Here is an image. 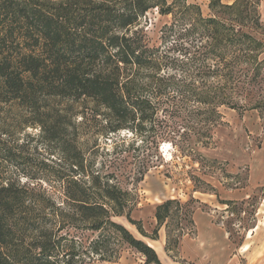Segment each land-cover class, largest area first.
<instances>
[{"label":"trees","instance_id":"obj_1","mask_svg":"<svg viewBox=\"0 0 264 264\" xmlns=\"http://www.w3.org/2000/svg\"><path fill=\"white\" fill-rule=\"evenodd\" d=\"M260 1L207 0L203 14L188 0H0V109L22 110L20 129L38 127L68 163L48 169L52 181L30 177L18 166L32 163L28 145L0 117V264H100L116 261L123 245L143 264H163L115 216L151 240L163 227L174 258L194 231V197L155 204L148 232L131 216V191L91 170L77 128L129 130L147 148L169 140L181 154L203 156L223 109L264 106ZM152 8L169 16L154 39Z\"/></svg>","mask_w":264,"mask_h":264},{"label":"rangeland","instance_id":"obj_2","mask_svg":"<svg viewBox=\"0 0 264 264\" xmlns=\"http://www.w3.org/2000/svg\"><path fill=\"white\" fill-rule=\"evenodd\" d=\"M188 1L199 3L203 14L209 12L207 0ZM221 1L231 3L234 0ZM259 12L264 23V0L260 1ZM146 19L147 34L154 39L169 16L160 15L156 8H152L147 12ZM2 107L0 117L3 126L13 131L19 143H27L28 155L33 159L32 163H19V168L29 173L30 177L43 178L45 175L52 181L53 176L48 169H65L68 165L63 159L60 161L56 144L41 141L38 127L20 129L16 121L22 110L14 106ZM222 114L221 123L214 129L212 143L201 149L203 156L200 157L181 154L169 140L159 141L157 150L147 148L129 130L100 135L85 124L77 128L79 145L91 170L111 177L120 187L131 191L136 201L131 216L140 219L145 230L149 232L155 224V204L167 198L186 201L191 196L195 200L190 203L193 217L196 215L197 221L203 224L210 221L223 230L215 232L207 228L203 236H199L194 220V231L182 236L174 258L164 252L160 259L163 264H264V215L257 214L264 198V184L249 183V160L256 159L258 165L264 163V154L259 153L264 136V106L246 111L225 108ZM81 117L75 116L74 121L80 123ZM33 137L34 140H31ZM131 142L135 143L131 145ZM42 160L47 163V168L42 166ZM47 179L43 182L48 186ZM222 200L231 202L222 203ZM113 219L125 225L136 237L145 242L151 241L143 237L124 216ZM158 235L157 242L152 244L160 242L164 247L166 233L163 227H160ZM183 239L186 244L182 243ZM143 262V255L123 245L116 261L100 264Z\"/></svg>","mask_w":264,"mask_h":264},{"label":"crops","instance_id":"obj_3","mask_svg":"<svg viewBox=\"0 0 264 264\" xmlns=\"http://www.w3.org/2000/svg\"><path fill=\"white\" fill-rule=\"evenodd\" d=\"M251 123V122H250ZM253 124V123H252ZM252 127H255V123L252 125ZM258 129V127H257ZM256 130V128H255ZM257 131V130H256ZM260 152L259 153H263L264 154V151L262 152V149L264 150V136H263V145L262 147L260 148ZM249 183L251 185H258V184H264V163L261 162L259 165L257 164V161L256 159H253L252 162H250L249 160ZM239 194V193H238ZM244 194V193H243ZM242 195V194H241ZM242 197V196H241ZM257 214L258 215H264V198L258 208V211H257ZM198 218V217H197ZM193 219L195 220V223H196V228H197V232H198V235L200 234L201 236H203V232L206 231L207 228H211L213 230H215V232H219V230H222L221 228H219L218 226H215L213 225L212 223H209L208 221L204 224H206V226L204 227V224L201 223L200 221H197L198 219H196V215H194ZM203 222V221H202ZM212 224V225H211ZM219 228V229H218ZM223 231V230H222ZM199 235V236H200ZM147 242L154 247V249L156 250L159 258L161 259V257L163 256L165 250L164 247H162V245L159 243H157V245H153L152 242H157V240H147ZM182 243H185L186 244V240L184 241L183 239V242ZM192 243V242H191Z\"/></svg>","mask_w":264,"mask_h":264}]
</instances>
